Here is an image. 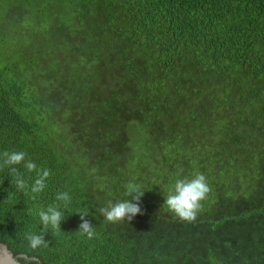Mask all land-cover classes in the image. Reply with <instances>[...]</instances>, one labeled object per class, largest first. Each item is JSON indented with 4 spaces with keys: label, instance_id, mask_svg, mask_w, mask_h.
Returning a JSON list of instances; mask_svg holds the SVG:
<instances>
[{
    "label": "trees",
    "instance_id": "16d2710c",
    "mask_svg": "<svg viewBox=\"0 0 264 264\" xmlns=\"http://www.w3.org/2000/svg\"><path fill=\"white\" fill-rule=\"evenodd\" d=\"M4 150L52 173L33 201L0 171V244L21 264H264V0H0ZM197 171L212 191L180 222L165 195ZM129 182L142 214L107 223ZM66 190L61 232L30 249Z\"/></svg>",
    "mask_w": 264,
    "mask_h": 264
},
{
    "label": "clouds",
    "instance_id": "9594fccd",
    "mask_svg": "<svg viewBox=\"0 0 264 264\" xmlns=\"http://www.w3.org/2000/svg\"><path fill=\"white\" fill-rule=\"evenodd\" d=\"M23 164L28 173H35V178L29 183L24 175L18 171L17 166ZM7 167L9 175L12 177L18 192L29 197L33 201L37 200L41 193L48 187V180L52 173L50 169L37 165L24 150H4L0 152V171ZM212 188L207 177L202 172H195L191 178L184 177L176 179L174 185L167 191L164 199V207L173 214L175 219L180 222L192 223L196 221L198 214L203 209V202L208 199ZM145 191L143 187L135 182H129L125 185L126 199L107 201L106 207H101L98 212L103 215L107 223L116 224L127 220L131 222L137 215L142 214L141 200ZM55 201L47 207L40 208L36 215L39 219L40 231H27L24 239L28 247L32 250H39L48 247L46 236L49 232L59 234L61 224L65 219L63 209H67L72 202L70 190L57 191ZM80 223L78 233L87 239L96 237V229L91 221L86 219L88 210L79 212ZM32 264L35 259L30 258ZM28 264V262H26Z\"/></svg>",
    "mask_w": 264,
    "mask_h": 264
},
{
    "label": "water",
    "instance_id": "95a60500",
    "mask_svg": "<svg viewBox=\"0 0 264 264\" xmlns=\"http://www.w3.org/2000/svg\"><path fill=\"white\" fill-rule=\"evenodd\" d=\"M23 258H28L26 255H22ZM0 264H21L12 255L8 247L5 244H0Z\"/></svg>",
    "mask_w": 264,
    "mask_h": 264
}]
</instances>
